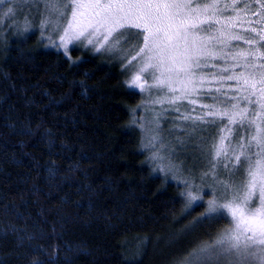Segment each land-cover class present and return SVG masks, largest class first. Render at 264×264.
Returning <instances> with one entry per match:
<instances>
[{
    "label": "trees",
    "instance_id": "trees-1",
    "mask_svg": "<svg viewBox=\"0 0 264 264\" xmlns=\"http://www.w3.org/2000/svg\"><path fill=\"white\" fill-rule=\"evenodd\" d=\"M140 101L119 62L0 29V264H179L228 227L153 172Z\"/></svg>",
    "mask_w": 264,
    "mask_h": 264
},
{
    "label": "snow or ice",
    "instance_id": "snow-or-ice-1",
    "mask_svg": "<svg viewBox=\"0 0 264 264\" xmlns=\"http://www.w3.org/2000/svg\"><path fill=\"white\" fill-rule=\"evenodd\" d=\"M43 3L40 28L52 47L67 54L73 41L98 52L123 51L122 44H131L121 56L124 69L130 70L129 85L156 89L153 103L168 104L179 120L190 122L191 131L202 126L216 129L200 183L189 170L179 195L185 207H203V198L209 195L204 190L207 184L213 198L207 201L202 220L218 223L230 216V227L210 241L199 242L180 264H264V0ZM5 4L9 6L2 19L7 22L16 14L15 0H0V5ZM24 26L27 30V18ZM46 29L52 31L44 37ZM221 61L223 67L218 66ZM146 74L151 85L142 82ZM204 99L212 103H203ZM184 101L189 108L182 112ZM169 168L175 170L174 178L184 171L171 160ZM221 168L226 179L220 178ZM49 172L54 174L53 169Z\"/></svg>",
    "mask_w": 264,
    "mask_h": 264
},
{
    "label": "rangeland",
    "instance_id": "rangeland-1",
    "mask_svg": "<svg viewBox=\"0 0 264 264\" xmlns=\"http://www.w3.org/2000/svg\"><path fill=\"white\" fill-rule=\"evenodd\" d=\"M223 3H229L231 0H222ZM9 5H0V29L10 30L14 29L16 34L19 36H25L33 32L38 33L39 39L43 42L45 47L53 48L55 50L61 51L64 55H68L69 51L73 48H78L80 51H87L92 55H98L105 60H111L115 62H119L120 68L124 71L125 79L127 85L136 90L141 94V101L137 105L135 109V114L133 115V123L134 127L139 130L140 133V145L141 150L145 153L147 162L153 172L157 175H160L166 178L169 181H172L181 187V191L183 192L184 184L181 182L183 176H187L189 174V170H191L192 175L196 178V183L199 184V176L201 172L205 169L207 164L206 152L208 146L211 144L214 137L217 135V131L213 127L202 126L201 128H197L195 131H191L190 122H184L179 120L178 113L171 110V107L168 104H164L163 107L160 104H155L153 101L156 99L158 93L156 89L149 90L147 87L141 90L140 88L131 87L129 85L130 80V70L126 71L121 64V56L123 52L131 47V44L121 45V50H116L113 52H109L107 50L102 49L101 51H96L91 45L85 46L83 43L79 41H73L68 45V52L65 54L63 48L57 49L51 46L50 42L42 37V30L40 28V21L44 14V3L43 0H15V16L11 19H8L7 22L9 24L6 25V22L2 19L3 11ZM25 18L29 20L28 29L25 30L24 21ZM11 26V27H9ZM51 29L44 30V37H46ZM15 34V33H14ZM54 39L57 44H59V35L54 36ZM134 43V42H133ZM242 43V42H233ZM218 66L223 67V62H217ZM146 85H151L153 83L150 76L146 74V79L142 81ZM151 93V94H150ZM203 103H212L210 99H204ZM189 106L187 101L183 102V106L181 107V111L188 110ZM200 109L197 106V112ZM157 113H159V117L157 118ZM189 132L191 134L189 135ZM183 140L182 144L180 141ZM201 149L204 151L202 152ZM190 151H193V162L190 166H187V162L185 161V154ZM156 155L158 159L152 160L150 157ZM159 157H163V159H159ZM201 157H204L203 159ZM169 160L175 165L181 166L184 171L181 175L180 173H175L174 178V169L170 170L169 168ZM181 162H183L181 164ZM164 168V171L160 170V167ZM185 167V168H184ZM219 175L221 179H226V174L221 168L219 170ZM235 179H239V176L235 177ZM210 180V178H209ZM204 190L209 192V195L204 196L203 198V209L206 211L207 209V201L212 199V189L206 184L204 186ZM196 203H200L199 201ZM194 206V205H193ZM189 210L191 207H186ZM225 215H227L226 210H224ZM230 227V216L227 219ZM189 225L181 229L178 234H180L183 230L186 231ZM177 239H173L172 243H177ZM147 243L145 242L144 248L146 249ZM192 252V251H191ZM189 257V254L186 255L185 260ZM180 264V263H179Z\"/></svg>",
    "mask_w": 264,
    "mask_h": 264
}]
</instances>
